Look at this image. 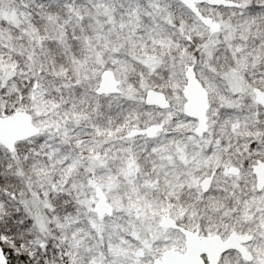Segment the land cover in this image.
Instances as JSON below:
<instances>
[{
  "label": "snow or ice",
  "instance_id": "snow-or-ice-1",
  "mask_svg": "<svg viewBox=\"0 0 264 264\" xmlns=\"http://www.w3.org/2000/svg\"><path fill=\"white\" fill-rule=\"evenodd\" d=\"M0 264H264V0H0Z\"/></svg>",
  "mask_w": 264,
  "mask_h": 264
}]
</instances>
